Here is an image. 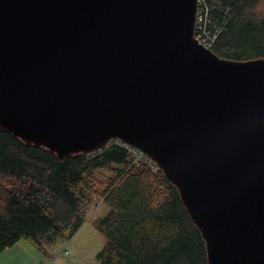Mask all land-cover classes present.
<instances>
[{
  "label": "water",
  "instance_id": "obj_1",
  "mask_svg": "<svg viewBox=\"0 0 264 264\" xmlns=\"http://www.w3.org/2000/svg\"><path fill=\"white\" fill-rule=\"evenodd\" d=\"M197 0H0V128L60 159L120 140L177 187L208 264H264V58L194 37Z\"/></svg>",
  "mask_w": 264,
  "mask_h": 264
},
{
  "label": "trees",
  "instance_id": "obj_2",
  "mask_svg": "<svg viewBox=\"0 0 264 264\" xmlns=\"http://www.w3.org/2000/svg\"><path fill=\"white\" fill-rule=\"evenodd\" d=\"M207 1L210 27L220 28L212 51L264 58V0ZM137 153L112 140L99 152L60 159L0 128V251L22 238L43 249L53 236L73 234L86 222V204L102 200L110 210L96 222L106 237L100 264H208L179 190ZM99 176L108 177L104 188Z\"/></svg>",
  "mask_w": 264,
  "mask_h": 264
},
{
  "label": "rangeland",
  "instance_id": "obj_3",
  "mask_svg": "<svg viewBox=\"0 0 264 264\" xmlns=\"http://www.w3.org/2000/svg\"><path fill=\"white\" fill-rule=\"evenodd\" d=\"M106 176L97 178L99 184L104 188L107 182ZM109 206L102 200L86 204V222L73 234L64 231L44 241L48 253H52L51 259L47 260L44 255L42 264H51L53 259H58L61 264H100L97 255L103 250L106 244V237L96 227V222L109 213ZM24 241L28 245L30 238ZM25 247L26 245L22 243ZM27 248V247H26ZM66 251L68 254L66 255ZM41 264V263H39Z\"/></svg>",
  "mask_w": 264,
  "mask_h": 264
},
{
  "label": "built area",
  "instance_id": "obj_4",
  "mask_svg": "<svg viewBox=\"0 0 264 264\" xmlns=\"http://www.w3.org/2000/svg\"><path fill=\"white\" fill-rule=\"evenodd\" d=\"M210 13H211V6L209 5L207 0H197V12H196V23H195V30H194V37L202 46L211 49L214 45L215 41L217 40L220 34V28L210 27ZM117 142L123 146H125L128 150L137 153L139 155H145L137 149L125 144L124 142L117 140ZM138 154V153H137ZM146 156V155H145ZM150 160V168L155 170L156 163L146 156ZM68 254V251L65 253Z\"/></svg>",
  "mask_w": 264,
  "mask_h": 264
},
{
  "label": "crops",
  "instance_id": "obj_5",
  "mask_svg": "<svg viewBox=\"0 0 264 264\" xmlns=\"http://www.w3.org/2000/svg\"><path fill=\"white\" fill-rule=\"evenodd\" d=\"M20 239L15 245L6 249L5 251H0V264H42L44 260V255L48 253L46 248L39 249L31 241H28V245L24 240ZM24 243L26 246L22 245ZM27 247V248H26ZM53 256L52 253L46 255V259L49 260ZM51 264H61L58 259H53Z\"/></svg>",
  "mask_w": 264,
  "mask_h": 264
}]
</instances>
